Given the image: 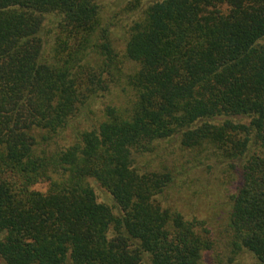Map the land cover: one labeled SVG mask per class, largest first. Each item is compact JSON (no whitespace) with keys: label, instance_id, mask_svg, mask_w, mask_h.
Segmentation results:
<instances>
[{"label":"trees","instance_id":"16d2710c","mask_svg":"<svg viewBox=\"0 0 264 264\" xmlns=\"http://www.w3.org/2000/svg\"><path fill=\"white\" fill-rule=\"evenodd\" d=\"M215 163L223 251L264 264V0H0V264H211L162 197Z\"/></svg>","mask_w":264,"mask_h":264},{"label":"rangeland","instance_id":"374dc122","mask_svg":"<svg viewBox=\"0 0 264 264\" xmlns=\"http://www.w3.org/2000/svg\"><path fill=\"white\" fill-rule=\"evenodd\" d=\"M127 0H101V2L108 5V10L112 5H122ZM152 0H142L143 5L150 3ZM116 35H122V31L115 29ZM114 46L118 51H121L123 48L122 41L119 37L113 38ZM91 111L95 113L96 117H99V102L93 103L91 105ZM74 128H77L74 126ZM64 136V137H62ZM65 138V139H64ZM71 140V131L67 129L64 132H61V135L58 136L55 142H58L61 145L67 144ZM163 143V142H162ZM162 145L163 149L156 151L155 153L148 155L145 158H141L139 165L141 166L145 161H150L151 165L154 166L163 158L166 159L164 163L170 165L174 169L177 164L183 162L184 157L169 156L166 158L164 155L165 149H171L175 144L174 142H164ZM175 158V159H173ZM220 164L215 163L210 170L204 171L200 169H195L189 174V177L178 176L175 179V182L167 188L163 193V200L166 204H175L179 209L185 213L186 216L195 215L199 218L206 220L208 225L211 226L213 231V236L217 239V247L213 251L211 264H252L254 259L251 254L246 251L239 252L236 254L230 261L231 256H229L228 251L225 249L223 251L221 238L217 235L219 230V223L223 221V218L226 215V199L225 195L228 193L229 184L226 183L228 178L222 169H219ZM191 176V177H190ZM223 184H221V183ZM96 193L97 199L101 202H105L108 205H112L111 197L106 193L96 182L91 181L90 183ZM39 189H44L45 185L41 184L37 186ZM194 190H198L197 193H194ZM193 195H196L193 197ZM216 252L217 255H216Z\"/></svg>","mask_w":264,"mask_h":264}]
</instances>
